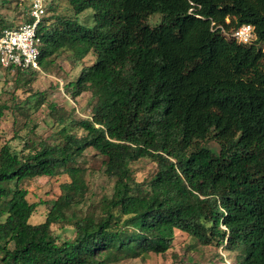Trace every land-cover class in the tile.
Listing matches in <instances>:
<instances>
[{
    "label": "trees",
    "instance_id": "16d2710c",
    "mask_svg": "<svg viewBox=\"0 0 264 264\" xmlns=\"http://www.w3.org/2000/svg\"><path fill=\"white\" fill-rule=\"evenodd\" d=\"M18 2L27 16L28 0ZM66 2L73 18L45 15L37 26L39 68L53 54H92L68 84L72 97L90 94V115L58 116L55 139L31 151L0 146V264H112L164 254L176 232L235 252L232 264H264V0ZM87 10L91 26L76 19ZM242 25L252 44L230 37ZM9 109L0 102V119ZM87 149L113 180L91 211L77 165ZM140 159L156 165L145 184L130 168ZM60 175L68 181L45 220L30 224L38 205L19 183Z\"/></svg>",
    "mask_w": 264,
    "mask_h": 264
},
{
    "label": "rangeland",
    "instance_id": "374dc122",
    "mask_svg": "<svg viewBox=\"0 0 264 264\" xmlns=\"http://www.w3.org/2000/svg\"><path fill=\"white\" fill-rule=\"evenodd\" d=\"M26 6L24 3L19 4L17 0H0V21L8 27L25 23L28 18L23 8ZM52 14L73 18L66 0H50L45 18ZM76 19L85 26L93 23L92 12L89 10L79 14ZM159 20L160 17L155 15L149 17L147 22L154 26ZM262 49L264 50V45ZM69 56L68 52L53 54L44 60L45 67L34 71L17 73L12 69H0V102L10 107L0 119V146L6 143L16 152H28L40 141L51 143L55 139L54 133L60 128L56 124L58 116L71 121L89 117L90 94L84 92L72 97L68 93V84L76 80L82 68L93 63L94 56L89 53L78 62ZM50 106H54V111ZM69 132L76 136L82 133L74 125L69 127ZM204 144L218 150V145L212 140H206ZM103 160L95 151L87 149L77 161V165L85 170L88 187V208L85 206L82 210H93L102 197L111 194L113 180L104 175ZM130 168L134 181L144 184L156 171V165L148 159L133 162ZM67 181L65 175H60L25 179L19 183V187L27 191L28 202L38 205L29 220L30 224H39L45 220L49 205L60 194V184ZM66 228L63 231L59 229V225L51 226L55 234L64 232L67 236H72L70 228ZM235 258V252L225 251L216 245L202 246L195 239L176 232L170 248L164 254L149 253L112 264H232Z\"/></svg>",
    "mask_w": 264,
    "mask_h": 264
},
{
    "label": "built area",
    "instance_id": "2783aa9c",
    "mask_svg": "<svg viewBox=\"0 0 264 264\" xmlns=\"http://www.w3.org/2000/svg\"><path fill=\"white\" fill-rule=\"evenodd\" d=\"M49 2L50 0H28L27 17L30 21L0 31L1 68L39 70L40 38L36 30L46 15ZM230 37L243 45L252 44L256 40L251 25L238 27Z\"/></svg>",
    "mask_w": 264,
    "mask_h": 264
}]
</instances>
